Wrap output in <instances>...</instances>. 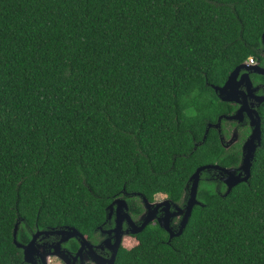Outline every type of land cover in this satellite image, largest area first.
Returning a JSON list of instances; mask_svg holds the SVG:
<instances>
[{
	"label": "trees",
	"instance_id": "1",
	"mask_svg": "<svg viewBox=\"0 0 264 264\" xmlns=\"http://www.w3.org/2000/svg\"><path fill=\"white\" fill-rule=\"evenodd\" d=\"M263 34L264 0H0V264H26L16 223L23 245L36 230L90 238L123 193L181 204L199 167H237L239 145L211 128L202 142L234 109L212 86L264 62ZM259 115L247 182L224 196L202 173L182 234L148 225L115 264H264Z\"/></svg>",
	"mask_w": 264,
	"mask_h": 264
},
{
	"label": "water",
	"instance_id": "2",
	"mask_svg": "<svg viewBox=\"0 0 264 264\" xmlns=\"http://www.w3.org/2000/svg\"><path fill=\"white\" fill-rule=\"evenodd\" d=\"M263 39H264V34L262 36V40ZM241 71H245L247 73L253 72L256 74L264 75V71L262 69L244 63L236 67L230 73V75L228 76L226 82L222 87L212 86V89L214 90L215 94L217 95L220 101L226 103H230V102L236 103L240 105V109L237 111L235 115L221 116L219 117L217 124L208 125L202 140L203 142L206 139V136L210 128L217 129L220 127V123L222 119L228 121L241 122L244 119V114L247 115L249 119L251 133L242 146V156L240 163L237 167H232V168H224L219 165H205L199 167L195 171V173L189 178L186 184L183 197L181 198V202H180L181 204H176L169 199L163 202V205H165V207L167 208L166 209L167 211H165L166 214L162 218L156 219V221L159 227L168 234L169 240L178 237L182 234L183 230L185 229L191 217L193 208L195 206H202V204L197 200L200 175L202 173L210 172L213 170L220 175V181L226 187L224 196H227L231 192V190L238 184L247 182V180L250 177L252 162L254 160L256 150L260 147L261 144V118L258 115L257 111L249 106L250 103L247 100V95L249 96V98L255 100L256 102L258 101L259 104L263 101V99L262 98L259 99L256 96H254V92L256 91V89H252V85L250 79L248 78L247 73L243 74L239 79V81H237V78L239 77ZM242 85L246 86V93L238 90V88L241 87ZM238 96H240V98H238ZM250 105L253 106V104ZM233 142L234 140H232V143ZM133 195H136V193ZM185 201L186 203L184 208H181ZM144 204L147 212L144 215L140 225H137L131 221L127 212V204L122 199H115L105 209L107 213L106 218L108 219L110 218V214L111 211L114 209V206L117 205L116 208L117 218L115 220V228L113 230L116 236L112 246L113 252H112L110 264H115L118 248L123 235H128V234L137 235L141 233L148 226V224L155 221L154 216H155L156 208L153 211H151V207H153L154 205L150 204L145 198H144ZM171 205L174 208V212L172 213L168 212L169 206ZM107 210H109V212H107ZM180 216H181V221L179 225L176 228L173 227L171 224L172 219ZM124 220H126L128 224V229L126 230V232L122 231V224ZM17 230H18V223H16L14 226L13 244L22 251L23 261L26 264H37L36 258H39L38 261L39 264H49L50 257H55L58 260H65L64 257L66 256L60 254L61 253L60 245L71 239L80 240L83 245L84 244L88 245L82 234L72 227L50 229L48 231H37L32 235L31 240L26 245L17 242L16 240ZM50 235L60 236V241L57 242L56 245H53L55 247V251L52 253H48L47 251L40 252L39 249L43 250L46 248L45 246L47 245L46 244L40 245L37 241L40 239V237L45 238ZM49 252L51 251L49 250Z\"/></svg>",
	"mask_w": 264,
	"mask_h": 264
},
{
	"label": "flooded vegetation",
	"instance_id": "3",
	"mask_svg": "<svg viewBox=\"0 0 264 264\" xmlns=\"http://www.w3.org/2000/svg\"><path fill=\"white\" fill-rule=\"evenodd\" d=\"M260 56L262 58L264 57V48ZM248 65H251L253 67H258L264 71V62L260 63L259 61H255L253 64H248ZM245 73L247 72L241 71L239 74V77L237 78V81H239L241 76ZM247 74H248V78L250 79L252 89H256V91L254 92V96H256L259 99L260 98L263 99V101L259 104L258 101L256 102L255 100L249 98V96L247 95V100L249 101L250 104H253V106H251L250 104L249 106L252 107L254 110H256L259 115L260 107L264 103V94H263L264 93V75L256 74L253 72H248ZM256 77H259V78L257 79ZM238 90L246 93V86L242 85L241 87L238 88ZM238 98H240V96H238ZM229 104L234 109H233V112L228 116L235 115L237 111L240 109V105L236 103H232V102H230ZM225 121L227 122V124H225L223 127L221 126V123H220L219 128L217 129L211 128V129L217 130L219 138L221 140V144L226 151H229L231 147H233L234 145H239L241 156H242V146L251 133L249 119L247 115L244 114V119L241 122L228 121V120H225ZM245 132H247V134L244 136L243 133L245 134ZM242 137H244V139H242ZM233 138H234V142L230 144L228 147L223 145V143H226L228 140L232 141ZM224 140H227V141L225 142ZM206 173L208 174L207 179H205L207 182L221 183L220 175L216 171L212 170ZM200 180H201V177H200ZM133 194L123 193L122 197H119L116 199H122L126 202L127 212H128V215L131 221L137 225H140L144 215L147 212L145 204H144L145 197L143 195H140L139 193H136V195H133ZM165 200H168V199L165 197L164 199L158 200L156 196L154 197L152 201L147 200L150 204L154 205L153 207H151V211H153L156 208L155 216H154L155 221L148 225H158L156 219L162 218L166 214L165 211H167L166 210L167 208L165 207V205H163V202ZM185 203L186 201L183 203L181 208H184ZM116 208H117V205L114 206V209L111 211L110 218L108 219L106 218L107 217V213H106L104 223L93 231L90 238L82 235L85 238L88 245L86 244L83 245L80 240H76V239L68 240L67 242H64L60 245V251H61L60 254H63V256L64 255L66 256L64 257L65 260H58V259L56 260H58L60 264H110L112 252H113L112 246H113L114 239L116 236L115 233L113 232L115 228V220L117 218ZM107 212H109V210H107ZM168 212L170 213L174 212V208L172 205L169 206ZM180 221H181V216L175 217L172 219L171 224L173 227L176 228L179 225ZM127 229H128V224L126 220H124L122 224V231L126 232ZM37 231L38 230H36L34 233H36ZM34 233L29 231L30 240ZM127 236H134V235H129V234L123 235L118 251L121 248L123 238ZM59 241H60V236H57V235H50L45 238L40 237V239L37 242H39L40 245L46 244L47 246H45L46 248L43 250L39 249V251L40 252L47 251L48 253H52L55 251V247L53 245H56V243ZM73 243H75L76 245V248L74 250L71 249V247L73 246ZM49 250L51 252H49ZM51 258H55V257H50V259ZM36 261H37V264H39L38 263L39 258H36Z\"/></svg>",
	"mask_w": 264,
	"mask_h": 264
},
{
	"label": "rangeland",
	"instance_id": "4",
	"mask_svg": "<svg viewBox=\"0 0 264 264\" xmlns=\"http://www.w3.org/2000/svg\"><path fill=\"white\" fill-rule=\"evenodd\" d=\"M232 140H234V138ZM224 141L226 142L227 140H224ZM231 143H232V141L231 140L230 141L228 140L226 143H223V145L226 146V147H228ZM156 198L158 200H161V199H164L165 196L158 194V195H156ZM49 264H60V263L58 262V260H56V258H51Z\"/></svg>",
	"mask_w": 264,
	"mask_h": 264
},
{
	"label": "built area",
	"instance_id": "5",
	"mask_svg": "<svg viewBox=\"0 0 264 264\" xmlns=\"http://www.w3.org/2000/svg\"><path fill=\"white\" fill-rule=\"evenodd\" d=\"M253 63H254L253 59H249L247 62V64H253Z\"/></svg>",
	"mask_w": 264,
	"mask_h": 264
},
{
	"label": "clouds",
	"instance_id": "6",
	"mask_svg": "<svg viewBox=\"0 0 264 264\" xmlns=\"http://www.w3.org/2000/svg\"><path fill=\"white\" fill-rule=\"evenodd\" d=\"M186 114H192V115H194V113H186Z\"/></svg>",
	"mask_w": 264,
	"mask_h": 264
}]
</instances>
